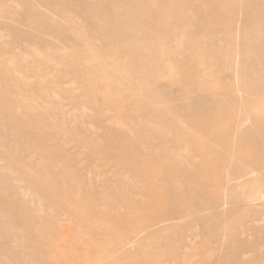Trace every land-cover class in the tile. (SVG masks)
I'll return each mask as SVG.
<instances>
[{"label": "rangeland", "instance_id": "1", "mask_svg": "<svg viewBox=\"0 0 264 264\" xmlns=\"http://www.w3.org/2000/svg\"><path fill=\"white\" fill-rule=\"evenodd\" d=\"M244 2L0 0V264H264V215L235 227L225 189L222 221L198 206L148 229L116 226L123 199L151 202V190L108 141L151 127L170 140L155 165H199L173 126L188 131L190 107L209 104L187 78L203 67L207 87L235 89L242 109L239 81L264 77V23ZM257 237L256 250L236 252Z\"/></svg>", "mask_w": 264, "mask_h": 264}, {"label": "bare ground", "instance_id": "2", "mask_svg": "<svg viewBox=\"0 0 264 264\" xmlns=\"http://www.w3.org/2000/svg\"><path fill=\"white\" fill-rule=\"evenodd\" d=\"M143 6L145 12L152 11L150 6L146 4ZM242 6L247 14H256L257 23L260 25L264 23V0H247ZM135 7L141 9L142 5ZM213 10V14L211 12V16H207L208 20L205 19L210 25L216 23L214 18L217 17L218 7L213 5ZM146 22L148 21L143 24ZM187 73L193 74V70L192 73L191 69ZM197 74V81L196 76H193L195 79L190 77L187 80L196 82L197 88L203 93L208 91L209 104L206 106L203 103H194L190 107L195 117L188 120L183 116L188 131L178 125L173 126L178 131L175 139H183L194 148L199 157V165L181 167L174 163L170 169L155 165L156 155L152 154V151L161 149L157 155L169 156L163 148H166L164 145L170 140L160 132L157 134L151 127L139 136L138 141L130 139L128 134L122 131L115 132L108 140L109 145L111 143L113 146V153L122 159L123 166L144 176L143 179H146L151 190L149 195L151 202L135 200L133 197L123 199L129 214L117 213L116 226L122 229L131 227L135 231L142 227L148 229L159 222L174 218L176 213L180 214V210L188 207L189 210L198 211V206L202 209L205 206L211 207L215 210L211 220L222 221L220 207L225 191L228 193L225 199L228 204L226 214L232 218L231 221L237 223L235 227L249 221H259L264 215V77H247L239 81L242 86L240 91H243L244 97L242 109H238L235 89L226 88L223 93L217 88L210 90L207 87L208 82L203 79L205 75L203 67L198 66ZM220 95L229 98V105L220 98ZM146 106L150 110V105ZM190 130L193 133L189 132ZM149 136H157L160 143H151ZM234 136L236 140L233 139ZM147 149H151V154ZM251 173L256 175L250 177ZM240 177H244V180L238 185L233 184L232 181ZM159 178L165 181L164 186L159 183ZM226 185L228 187H225ZM192 196L203 198V204L194 203L190 207L189 199ZM154 208L160 211L154 215L149 214ZM235 234L236 232L234 236ZM259 242V237L251 244L243 241L239 248H236V252L254 251Z\"/></svg>", "mask_w": 264, "mask_h": 264}]
</instances>
